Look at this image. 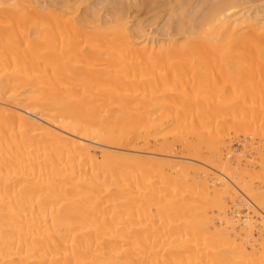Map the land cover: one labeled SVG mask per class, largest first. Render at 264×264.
<instances>
[{
    "label": "bare ground",
    "instance_id": "obj_1",
    "mask_svg": "<svg viewBox=\"0 0 264 264\" xmlns=\"http://www.w3.org/2000/svg\"><path fill=\"white\" fill-rule=\"evenodd\" d=\"M85 1L0 0V264H264L261 12Z\"/></svg>",
    "mask_w": 264,
    "mask_h": 264
},
{
    "label": "rangeland",
    "instance_id": "obj_2",
    "mask_svg": "<svg viewBox=\"0 0 264 264\" xmlns=\"http://www.w3.org/2000/svg\"><path fill=\"white\" fill-rule=\"evenodd\" d=\"M37 1H39L40 4H46L49 6H51V5L61 6L62 4H64L63 1H67V0H37ZM75 1H79V0H75ZM135 1L134 0H89V2L88 1L83 2L84 4L82 3L81 4L82 7L81 6L80 7L82 8L81 10H84L86 5L89 4L90 6L88 5L86 8L91 7L90 9L93 8L92 10L95 12L97 11V13H100V12L105 13L104 11L106 10V12H107L108 10H110V8L113 11H115V10L117 11V9L119 7H122V9L120 8V10H123L126 12L125 9H127L128 13H130V12L132 13V15H133V21L131 20L132 25H135V23L140 24L142 22L141 23L142 25L141 24L140 25L143 28L148 29L150 27L151 29H148V30H150L153 34L156 32L154 35L157 38L164 39L167 36L166 35L168 32L167 27L174 24L177 19H179L180 21L181 20H187L188 17H191L192 13L195 14L194 11H196L195 9L197 7L200 6L203 8L204 6L206 7L207 5L213 4V2L214 3L218 2V0H215V1L214 0H205V1L204 0H200V1L199 0H188V2H187V0H185V2H184L185 4H183L180 8L179 6L178 7L173 6L174 4H176L178 2V0H175L176 2L173 0V5L168 2V1L171 2L172 0H156L154 5H152V4L155 0L154 1L153 0H149V1L148 0H142V3H141V0H135ZM163 1H165V2H163ZM206 1H208V2H206ZM219 1H222V0H219ZM137 2L140 3L141 5L139 6ZM197 2L199 5L197 4ZM85 3H86V5H85ZM107 3H109V5ZM132 3L133 4L136 3L137 5H135V4L132 5ZM163 3H166V4L164 5ZM119 4H121V5L119 6ZM149 4H151L152 7H155V8H152V7L150 8L151 5H149ZM114 5L116 8L114 7ZM117 5H118V8H117ZM148 5H149V7H148ZM239 7H240L239 9H247V8L251 9L250 7H252V9H251L252 11L258 10L259 12H261L260 13L261 15L259 16V18L264 17V16H262V14L264 15V0H249V1L248 0H241ZM241 7H243V8H241ZM191 9L194 11H192ZM171 11H173L174 14L170 13ZM189 13H191V15H189ZM169 14L170 15L172 14V15L169 16ZM164 23H165V25H164ZM166 23H167V27H166ZM185 23H186V21H185ZM161 25H162V27H161ZM163 29L165 30V32L163 31ZM237 145H239V147H242L240 144H237ZM237 145L235 144L236 148L238 147Z\"/></svg>",
    "mask_w": 264,
    "mask_h": 264
}]
</instances>
